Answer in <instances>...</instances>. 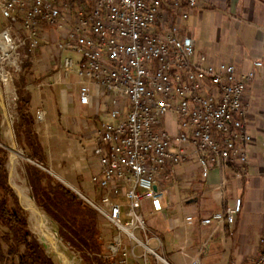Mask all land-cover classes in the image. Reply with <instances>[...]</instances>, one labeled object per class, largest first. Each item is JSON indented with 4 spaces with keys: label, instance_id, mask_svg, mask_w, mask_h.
Wrapping results in <instances>:
<instances>
[{
    "label": "built area",
    "instance_id": "built-area-1",
    "mask_svg": "<svg viewBox=\"0 0 264 264\" xmlns=\"http://www.w3.org/2000/svg\"><path fill=\"white\" fill-rule=\"evenodd\" d=\"M198 5V0H0L7 20L0 62L16 56L22 44L35 52L55 31L61 73L54 84L65 89L75 74L88 112L94 89L110 96L109 120L97 128L93 149L98 196L73 187L117 229L104 254L109 264H172L159 251L162 244L154 247L147 236L145 205L152 214L165 209L166 183L177 179L184 163L197 161L204 180L214 168L245 167L249 161L255 137L247 92L256 74L197 52L184 27ZM71 49L80 57L65 53ZM4 72L0 67L6 76L1 81L8 79ZM34 115L52 132L43 107ZM241 210L238 198L202 222L231 225ZM187 220L193 223L194 216ZM200 263L198 252L191 264ZM251 264H264V248Z\"/></svg>",
    "mask_w": 264,
    "mask_h": 264
},
{
    "label": "crops",
    "instance_id": "crops-1",
    "mask_svg": "<svg viewBox=\"0 0 264 264\" xmlns=\"http://www.w3.org/2000/svg\"><path fill=\"white\" fill-rule=\"evenodd\" d=\"M198 1L199 5L184 27L193 38L197 52L206 53L214 62H231L240 70L256 74L247 92V100L251 102L248 125L255 142L250 147L245 167L230 164L222 169L214 168L204 180L199 179L202 171L197 161L182 164L177 179L166 184L169 195L164 196L165 209L151 213L150 225L155 232L151 244L154 247L162 244L159 251L172 264H191L198 252L200 264H251L264 248L261 243L264 238H261L254 247L249 246L251 250L247 255V211L258 204L264 209V0ZM207 8L217 10L213 21L203 20V10ZM200 15H203L201 22L191 20ZM257 61H262L263 65H257ZM71 79L67 87H72ZM77 85V92H73V87L70 89L71 95L65 89L60 91L58 99L62 105L58 112L52 108L54 96L48 90L32 89L30 110L34 113L36 107H43L53 127L52 132H47L42 124L36 125L47 153V164L43 165L46 168H42L66 179L72 187L82 191L85 187L84 193L96 197L98 190L92 180L98 169L93 153L96 130L109 119H101L102 122L94 119L93 123L92 119H76L71 115L72 104H78L82 111L88 112L79 100V81ZM74 135L72 151L69 140ZM66 142L70 146H65ZM53 147L67 158L69 168L59 167L54 159L48 162V156L50 158L54 153ZM238 198L242 199V210L234 224L216 220L209 224L202 222L215 212L233 207ZM189 215L194 216L193 223L187 220Z\"/></svg>",
    "mask_w": 264,
    "mask_h": 264
},
{
    "label": "rangeland",
    "instance_id": "rangeland-1",
    "mask_svg": "<svg viewBox=\"0 0 264 264\" xmlns=\"http://www.w3.org/2000/svg\"><path fill=\"white\" fill-rule=\"evenodd\" d=\"M203 11H205L204 16L200 15V17L198 16L197 19L195 16H193V18L191 17V20L192 21L197 20L198 22H201L203 19L201 17L203 16L204 17L203 20H205V22L207 20L213 21V18L217 14L216 8H207L204 9ZM5 25H7V20L0 13V32L5 27ZM56 40H57V33L55 31L53 32L51 31L48 40L42 42L41 46L35 52L31 51L28 45L22 44L18 48V54L16 56L13 55L11 58H7V57L3 58L2 62H0V67L2 69L5 68L4 73L8 77L7 81L0 82V87L3 90V94L6 98L9 115L12 119L13 125H14V121L18 119L20 116V110L22 106V102L20 98L30 94L31 90L34 88H41L44 90H48V93L52 97L54 96L51 100V104L55 112H58L59 108L61 107L62 104L59 101L58 97L60 95V91L64 89H60L58 86H55L54 84L56 79H58L59 73H61V68H60L61 52L57 49ZM65 53L70 54L76 58L80 57V53L72 49L65 51ZM16 57H17V61H15ZM15 62H17L21 67L20 70L14 68ZM78 80H79L78 77L74 74L71 79V83H73L71 85L74 89L70 86L65 88V91L68 93V95H71V93L73 92H77ZM50 82L53 83L52 86L49 84ZM71 88L73 89V92L70 90ZM94 94L96 95H95L92 111L84 112L82 111L81 107L78 104L77 105L72 104L70 107L71 115L72 116L75 115L76 119H92L91 122L93 123H94V119H98L97 121L100 122H102L101 119L102 120L108 119L109 115L105 111V105L110 102V96H108V93L104 91L97 93L96 89H94ZM55 98L56 100H54ZM32 116L34 119V124L32 125L30 130L31 139H27L26 136L24 135L23 136L24 145H23V144H19L16 137V140L18 142V148L19 150L24 152L25 157H19L17 160V172L15 174V180L21 186L29 189L33 193L38 205L45 211V213L50 218V221L52 222L53 226L60 233L59 228L61 224L59 223V221L56 220L57 217L60 216L64 217L70 223H72L74 220V211L68 205L64 197H62L59 193H57L56 189L53 187L59 183H62L65 187L71 189L72 191L73 189L70 186H68L66 183L61 181L57 176L49 173L47 170L39 166L42 170H45L48 174L41 175V181L44 190L40 193L38 199L36 198L33 189L31 187V184L25 176L26 164L27 162H30L28 161L29 157L25 153V150L28 149V151L29 150L31 151V144H34L35 147L33 148V150L37 153L38 159L36 158L33 160L44 166H46L47 164V153L45 152L43 145L41 143L40 135L36 132L37 121L34 113L32 114ZM3 133L6 142L2 144L3 146L7 147L12 142V139L9 134L8 125L5 121L3 123ZM70 138L71 139L69 141L72 142L71 147L73 151V146L75 143V135ZM51 143L52 142L49 141V146L52 147ZM64 145L70 146V144L67 142L64 143ZM65 150H67V148ZM53 151L54 153L52 155L49 154L50 158L48 156V162L49 160L52 161L54 159L56 164L59 165V167L69 168L70 165L67 161V158H65V156L61 154V151L57 150L54 147H53ZM83 188H84L83 190L85 191L86 190L85 187ZM84 191L82 192L84 193ZM168 195H169V188H168V192L165 194V197H167ZM11 204L15 206L20 205V207L24 209V211L29 216V227L34 232L35 236L39 239L38 235L34 230L32 219L30 217L29 212L24 208L20 199L14 192H13V196L11 197ZM47 207H50L52 211H55V214L49 213L45 209ZM150 210L151 209H149V204H146L142 211L146 216L147 236L152 239V237L155 236V232L150 225V219L152 218ZM98 226L102 231V237L107 242L112 240V238L117 234V229L109 221H107L104 217H102L99 213H98ZM0 230L5 233L9 231V227L4 222H0ZM61 237L67 244L74 245L78 249V247L72 242V240L69 237H63L62 235ZM144 237L146 238L145 233H144ZM261 238H264V209H260L258 204V205H254L251 210L247 211V255L250 253L249 250H251L249 246L254 247L256 243L260 242ZM261 243L263 245L264 241ZM25 249H26L25 246H23L22 251H25ZM143 250L144 249L142 247L139 248L138 253H142ZM202 251L204 252L206 250L202 248ZM77 258L80 261V263L83 264L81 251L79 249L77 252ZM249 259L251 260V257H249ZM53 264H56L54 260H53Z\"/></svg>",
    "mask_w": 264,
    "mask_h": 264
},
{
    "label": "trees",
    "instance_id": "trees-1",
    "mask_svg": "<svg viewBox=\"0 0 264 264\" xmlns=\"http://www.w3.org/2000/svg\"><path fill=\"white\" fill-rule=\"evenodd\" d=\"M22 102L20 116L14 121V129L19 144L24 145L23 136L31 139L30 130L34 119L30 111L31 95L20 98ZM3 117L0 112V142L5 143L3 133ZM0 144V222H4L9 231L0 230V264H53V258L46 252L44 244L35 236L29 227V216L20 205L11 204L13 191L9 186L10 175V151ZM25 150L29 158L38 159L33 150ZM48 174L38 165L27 162L26 178L29 180L33 192L38 199L44 190L41 175ZM53 188L67 201L74 211V220L70 223L64 217H57L60 225V233L63 237H69L81 251L83 264H109L104 254L108 250V242L102 237V231L98 226V212L77 193L62 183ZM49 213L55 214L50 207L45 208ZM23 212V214H22ZM25 246V251L22 247Z\"/></svg>",
    "mask_w": 264,
    "mask_h": 264
},
{
    "label": "bare ground",
    "instance_id": "bare-ground-1",
    "mask_svg": "<svg viewBox=\"0 0 264 264\" xmlns=\"http://www.w3.org/2000/svg\"><path fill=\"white\" fill-rule=\"evenodd\" d=\"M0 47H2L4 51L7 49L4 43H0ZM1 79H6V76L0 74V82ZM12 153L14 159L12 191L18 196L24 208L29 212L34 230L42 240L47 253L53 258L56 264H81L77 255H74L72 251L68 249L67 243L62 239L58 230L53 226L48 215L38 205L33 193L16 182L15 174L17 172V160L19 157H25V155L19 150H12ZM60 178L63 179L61 176ZM63 180L67 185L73 186L66 179ZM76 189L81 193L79 188Z\"/></svg>",
    "mask_w": 264,
    "mask_h": 264
},
{
    "label": "water",
    "instance_id": "water-1",
    "mask_svg": "<svg viewBox=\"0 0 264 264\" xmlns=\"http://www.w3.org/2000/svg\"><path fill=\"white\" fill-rule=\"evenodd\" d=\"M0 109H1V113H2V117L4 118V121L7 123L8 128H9V134L11 136L12 142L6 147L9 149L10 151V175H9V185L12 189V183H13V171H14V166H13V153L12 150H19L18 148V142L16 140V133H15V129H14V125L12 123V119L9 115V111H8V107H7V102H6V98L3 94V90L1 89L0 92ZM23 155L24 152L19 150ZM57 176V175H55ZM61 181H63L65 183V181L63 179H61L59 176H57ZM69 186V185H68ZM76 193L78 196H80V194L72 187L70 186ZM39 240L42 242V240L39 238ZM43 243V242H42ZM68 249L70 251H72V253L74 255H77L78 249L74 246V245H70L67 244Z\"/></svg>",
    "mask_w": 264,
    "mask_h": 264
}]
</instances>
